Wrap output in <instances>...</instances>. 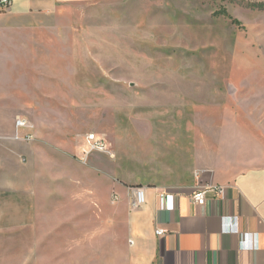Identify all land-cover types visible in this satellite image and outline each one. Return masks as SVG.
Here are the masks:
<instances>
[{
  "label": "rangeland",
  "instance_id": "374dc122",
  "mask_svg": "<svg viewBox=\"0 0 264 264\" xmlns=\"http://www.w3.org/2000/svg\"><path fill=\"white\" fill-rule=\"evenodd\" d=\"M71 9L43 43L57 62L4 64L0 54V107L42 100L46 111L23 114L35 130L43 118L69 141L57 145L50 166L85 168L90 179L110 171L126 185L114 169L141 182L172 179L195 169L187 152L199 139L224 147L226 105L233 123L248 105L255 115L264 105V0H111ZM89 133L116 151L115 162L101 153L83 165L73 160ZM109 188L101 182L96 191L107 197ZM64 204L33 227L0 231V264H127L128 224L115 218L111 195L104 212L88 203L83 217L80 203Z\"/></svg>",
  "mask_w": 264,
  "mask_h": 264
},
{
  "label": "crops",
  "instance_id": "0c3cea01",
  "mask_svg": "<svg viewBox=\"0 0 264 264\" xmlns=\"http://www.w3.org/2000/svg\"><path fill=\"white\" fill-rule=\"evenodd\" d=\"M94 1L111 0H15L10 10H0L1 62H57L58 58L45 54L43 43L66 26L62 17L73 5ZM48 106L42 100H20L0 107V231L33 227L43 215L66 208L64 203H80L86 209L81 210L82 217L88 203H97L104 212V203L115 193L119 196L113 202L118 206L115 218L126 219L128 238L134 240L127 264H264V105H257L256 115L254 106L248 105V113L235 117L234 123L233 106L226 105L224 147L207 148L209 142L199 139V148L187 152L196 161L195 169L179 171L172 179L141 182L114 169L115 178L122 176L128 185L115 181L110 171L90 179L85 168L78 173L50 166L56 163L57 145L68 146L69 141L60 138L59 128H52L43 118L41 128L33 129L31 143L11 138L18 116L30 118L23 113H42ZM83 146L81 140L72 149L78 165H83ZM116 160L117 154L111 161ZM198 174L204 184L221 190L209 193L202 207L192 202ZM101 182L110 185L107 197L96 191ZM136 186L145 188L146 204L131 211V190ZM233 227L238 233L225 230ZM159 229L167 233L159 236ZM245 235H256V239L248 236L242 243Z\"/></svg>",
  "mask_w": 264,
  "mask_h": 264
},
{
  "label": "built area",
  "instance_id": "2783aa9c",
  "mask_svg": "<svg viewBox=\"0 0 264 264\" xmlns=\"http://www.w3.org/2000/svg\"><path fill=\"white\" fill-rule=\"evenodd\" d=\"M15 0H0V10L1 11H8L12 8ZM33 125L31 124L29 118L25 116H18L15 120V132L11 138L16 141H23L26 143H31L35 135L33 133ZM2 136H0V140ZM94 153H101L110 158V160L116 159L115 152L110 149L106 140L102 136H98L96 133H89L84 138V146L82 148V153L80 156V161L84 164L88 163L90 157ZM1 164V163H0ZM198 183L197 189L192 197V202L196 206H205L208 203V195L209 193H217L220 194L221 190L215 186H210L204 184L199 176L197 175ZM131 202H130V210L135 211L143 208L146 204V191L143 187H133L131 190ZM119 201V196L114 193L113 195V202L116 203ZM236 220V219H231ZM227 232H234L238 233V229L233 227L232 229H225ZM167 233L164 229H159L157 234L159 236H163ZM250 237L251 239H256V235H245L243 237L242 243L246 242V237ZM130 246H134V240L130 239L129 241Z\"/></svg>",
  "mask_w": 264,
  "mask_h": 264
}]
</instances>
